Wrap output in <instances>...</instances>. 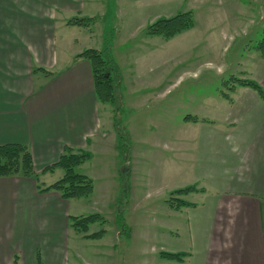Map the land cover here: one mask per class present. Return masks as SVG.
<instances>
[{"label":"rangeland","instance_id":"obj_1","mask_svg":"<svg viewBox=\"0 0 264 264\" xmlns=\"http://www.w3.org/2000/svg\"><path fill=\"white\" fill-rule=\"evenodd\" d=\"M74 2L70 10H60L68 17V27L61 32L78 42L76 48L110 47L119 69L114 80L117 98L116 104L100 102L101 115L104 119L110 109L112 127L116 133V124L124 130L128 148L117 133L116 140L108 137L90 146L92 151L84 150L91 157L77 170L93 180L94 191L89 197L73 198L70 213H100L106 223L91 224L90 232L104 228L106 233L87 239L71 229L68 264H184L160 253H188L203 233L197 217L217 192L216 183L201 175L207 168L206 144L214 141L217 175L223 153L237 141L239 129H229L228 121L241 105L239 100L229 104L222 93L230 94L238 77L252 79L263 61L256 45L264 28V0ZM189 10L194 13L192 28L169 39L146 33L157 19ZM85 12L94 18L87 31L67 24L73 17H89ZM91 30L85 39L83 34ZM55 38L59 41L60 34ZM39 77L45 76L33 77L36 85L43 83ZM192 116L211 124L207 129L208 123H194ZM194 131L199 135L194 137ZM180 132L183 145L172 144ZM39 179L50 185L60 178L48 172ZM211 179L216 182L218 177ZM191 184L206 185L207 194H171ZM179 197L197 203V209H172L168 199Z\"/></svg>","mask_w":264,"mask_h":264},{"label":"crops","instance_id":"obj_2","mask_svg":"<svg viewBox=\"0 0 264 264\" xmlns=\"http://www.w3.org/2000/svg\"><path fill=\"white\" fill-rule=\"evenodd\" d=\"M74 1L0 0V144L27 145L39 178L47 175L43 168L55 162L65 146L92 151L97 141L118 136L110 109L104 119L101 115L90 62L77 57L84 49L61 32L68 27V17L60 12L70 10ZM41 73L43 83L36 85L33 77ZM251 76L264 88V59ZM229 96V104L241 103L228 121L229 129H239L238 138L223 153L217 175L214 141H207V168L201 175L216 183L217 192L197 217L203 233L184 264H264V97L242 85ZM200 121L208 123L207 129L211 124L205 119L194 123ZM178 138L172 144L182 146V132ZM51 172L63 175L59 168ZM216 176L215 182L211 178ZM39 183L20 175L0 177V264L15 259L17 264H68L72 199H63L55 190L40 192ZM191 185L200 189L193 192H208L204 184ZM189 202L194 205L176 211L196 210L198 204Z\"/></svg>","mask_w":264,"mask_h":264},{"label":"trees","instance_id":"obj_3","mask_svg":"<svg viewBox=\"0 0 264 264\" xmlns=\"http://www.w3.org/2000/svg\"><path fill=\"white\" fill-rule=\"evenodd\" d=\"M94 22L92 17L70 18L67 21L69 25H80L89 28ZM194 25V13L192 10L179 12L176 15L166 18L162 17L150 23L146 27V33L151 36H162L166 39L174 37L176 34L190 29ZM256 50L264 59V28L262 30L261 39L256 45ZM83 57L90 62L92 75L94 80L95 93L100 102L116 104V85L114 80L116 75L119 74V69L116 61L114 60L110 47L106 44L102 49L87 48L77 55ZM234 85L249 86L255 89L261 97H264V88L253 79L236 78V82L230 86V91L234 90ZM223 97L230 99L229 94L223 92ZM187 119L189 118L186 117ZM190 119V118H189ZM192 121L202 120L197 116H192ZM121 142L124 138V147L128 148L127 136L124 130L116 124L115 126ZM91 154L84 150L65 146L63 152L60 154L58 160L43 168L42 172H51L56 168L63 170V175L54 183L42 186L38 184L40 192H47L55 190L59 192L60 196L65 199L89 197L94 191L93 180L78 172L77 167L83 164L86 160L90 159ZM20 175L24 177L34 178L37 182L39 174L35 170L33 155L29 147L22 143H4L0 144V177ZM195 185H188L182 188L175 189L171 192L172 195L178 194L186 195L193 191H199ZM174 199V198H173ZM168 199L169 206L172 209L180 210L182 207L192 206L193 203L179 197L177 200ZM122 222V217L119 218ZM70 227L77 233L81 234L87 239H100L106 233L104 228L90 232V225L99 222L101 225L106 223V219L98 212L90 213L87 215H71L69 216ZM124 225V224H121ZM160 255L168 260H176L183 262L184 258L188 255L187 252L178 251H162ZM13 264H17L14 260Z\"/></svg>","mask_w":264,"mask_h":264}]
</instances>
